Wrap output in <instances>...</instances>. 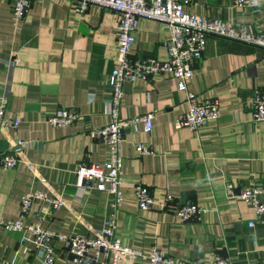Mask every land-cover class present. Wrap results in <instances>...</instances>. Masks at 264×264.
I'll return each mask as SVG.
<instances>
[{"label": "crops", "instance_id": "crops-1", "mask_svg": "<svg viewBox=\"0 0 264 264\" xmlns=\"http://www.w3.org/2000/svg\"><path fill=\"white\" fill-rule=\"evenodd\" d=\"M30 2L18 21L11 0H0V94L8 96L5 118L19 121L16 129L0 135V154L18 149L19 158L15 167L0 166V264H41L31 235L2 224L20 216L21 197L30 189L63 201L48 214L46 203L35 199L25 218L56 232L92 236L109 212L110 196L79 189L75 169L80 162L103 164L108 156L107 147L88 130L110 121L107 101L117 14L96 5L80 12L70 0ZM185 8L264 32V0L256 9L234 6L233 0H190ZM134 37L131 57L167 58L162 43L169 32L162 23L139 18ZM122 88L121 119L149 112L154 117L149 133L124 131L123 200L116 211L121 242L188 261H208L220 254L231 264H264V215L257 216L249 203L225 188L231 182L237 192L251 181L264 180V121L253 120L251 107L255 92L264 90V48L205 37L187 89L199 99H218L220 116L195 132L180 124L187 101L175 78L153 74L125 82ZM60 107L75 108L80 118L67 126L46 123L45 117ZM17 141L23 143L19 148ZM135 142L154 153L140 155ZM137 181L152 191L154 206L149 210L136 205ZM166 193L175 201L203 205L208 212L200 222H181L172 206L161 208ZM54 252V264H72L58 241ZM127 264L148 263L137 259Z\"/></svg>", "mask_w": 264, "mask_h": 264}, {"label": "built area", "instance_id": "built-area-1", "mask_svg": "<svg viewBox=\"0 0 264 264\" xmlns=\"http://www.w3.org/2000/svg\"><path fill=\"white\" fill-rule=\"evenodd\" d=\"M77 11L83 12L89 5H96L114 11L117 21L114 26L116 34V57L110 75L111 94L107 101V113L110 121L102 126L92 127L88 135L107 147L108 156L103 164L80 162L76 166V186L83 192L102 191L110 196L109 212L103 226L95 230L94 235L78 236L53 231L43 227L38 221H26L32 202L40 199L46 203V212L51 214L63 205L57 196H51L40 189L26 191L20 200L21 214L16 219L3 221L5 229L22 230L29 235L41 257V264H54L55 242H60L69 255L72 264H120L133 263L137 259L148 264H231L229 257L215 254L208 261H188L176 259L156 248L142 251L124 245L116 235V211L121 206L123 192L121 189L123 174L122 142L126 129L149 133L153 126L154 114L144 113L127 119L119 117V106L123 95V84L138 78H147L153 74L170 75L183 85L186 92L187 110L180 119V124L190 131H197L210 121L220 116L219 101L216 98L199 99L197 94L187 89V83L194 75L195 67L202 58L205 37L214 35L230 40L264 48V32L236 27L221 19L197 15L186 6L190 0H70ZM30 0H11V10L16 20L24 18L30 8ZM233 5L256 9L259 0H233ZM139 18H148L162 23L169 32V37L162 45L167 58L159 60L154 57H131L134 31ZM8 96L0 94V135L10 129H16L17 118H5ZM252 118L264 121V90H257L252 101ZM80 118V113L73 107H60L45 117L51 126H67ZM20 141L17 147L22 146ZM140 155L153 154L151 147L142 142L134 143ZM18 149L0 154V166L3 169L15 167L19 161ZM30 169L34 166L28 163ZM226 190L249 203L257 216L264 215V180L251 181L249 185L235 191V185L226 182ZM135 202L140 210H149L154 205L151 189L142 181L133 185ZM161 208L172 206L181 222H200L208 209L198 203L185 200L175 201L166 193ZM253 226L254 221L247 223Z\"/></svg>", "mask_w": 264, "mask_h": 264}, {"label": "water", "instance_id": "water-1", "mask_svg": "<svg viewBox=\"0 0 264 264\" xmlns=\"http://www.w3.org/2000/svg\"><path fill=\"white\" fill-rule=\"evenodd\" d=\"M128 129H126V131H127Z\"/></svg>", "mask_w": 264, "mask_h": 264}]
</instances>
